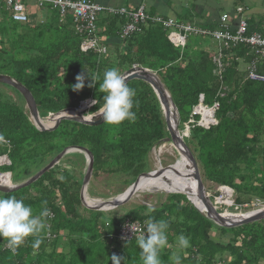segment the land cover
Listing matches in <instances>:
<instances>
[{
    "label": "trees",
    "instance_id": "obj_1",
    "mask_svg": "<svg viewBox=\"0 0 264 264\" xmlns=\"http://www.w3.org/2000/svg\"><path fill=\"white\" fill-rule=\"evenodd\" d=\"M36 9L41 21L28 17L20 23L12 21L0 3V74L29 90L41 117L76 108L89 98L97 100V104H90L82 112L97 115L104 96L99 84L106 70L115 67L123 74L133 67L147 69L174 105L177 130L189 131L182 140L202 180L231 188L234 207L249 208L252 202L264 205V83L248 76L251 63L256 72L264 74V58L254 55L247 45L225 47V39L216 40L209 34L229 32L236 24L231 27L226 18L211 28L193 26L197 32L181 30L183 43L173 44L167 38V30L151 19L140 21L134 34L121 38L125 22L120 14L99 10L89 35L76 32L68 9L61 13L59 7L47 1ZM3 17L8 22H1ZM179 18H183L175 20L179 25H193L187 14ZM243 18L244 36L264 38L261 21L251 24L255 20ZM185 34L210 35V39L203 46H196L186 40ZM87 39L94 45L82 50L81 44ZM110 47L114 49L109 51ZM80 74L85 76V86L77 91L73 85ZM93 75L100 80L88 87ZM126 83L136 91L132 109L136 112L135 122L125 120L114 126L104 120L92 125L62 120L54 129L39 132L28 120L23 97L0 82V133L10 146L8 152L0 142V154L7 153L11 163L0 166V172H10L12 182L20 183L12 174L17 161L34 168L40 155L51 158L63 148L78 146L92 154V180L103 173L114 176L118 187L131 185L140 174L149 172L152 149L163 144L169 134L150 84L140 78ZM199 96L206 107L217 104L216 122L207 128L188 122ZM198 118L195 116V120ZM64 159L70 168L60 165L54 168L59 170L51 171L52 167L47 171L50 175L43 173L28 186L38 187L35 199L10 192L31 205L34 215L38 216L45 207L50 215L45 218L47 228L40 234L38 246L37 237L29 236L13 254L7 241L0 237V264H112L113 254L126 257V264H142L137 239L123 241L117 235L123 224L135 221L140 222L145 233L150 218L164 219L170 225L169 246L160 254L162 264H174V255L181 257V264H264V218L232 228L216 225L186 199L180 179L185 175L177 166L175 171L180 175L165 178L163 190L174 194L158 206L152 205L154 212L149 213L146 205H136L119 215L100 218L101 211L87 209L79 200L86 166L83 153H70ZM53 173H59L61 178ZM153 177H140L138 187L149 185ZM203 185L210 193V186ZM25 188L16 191L21 193ZM216 194L217 191L210 194V199ZM107 207L110 208L103 209ZM180 234L190 238V247L179 248Z\"/></svg>",
    "mask_w": 264,
    "mask_h": 264
},
{
    "label": "clouds",
    "instance_id": "obj_2",
    "mask_svg": "<svg viewBox=\"0 0 264 264\" xmlns=\"http://www.w3.org/2000/svg\"><path fill=\"white\" fill-rule=\"evenodd\" d=\"M89 1L98 5L99 7H101L100 8L101 11L103 10L106 12H112L111 11L112 9L104 7V6L100 5L99 3L94 2L93 0H89ZM138 7H142V5H139ZM138 7H136V8H138ZM136 8H130V9L126 8L125 9L124 7H121L120 9H125L126 11H135ZM238 8H241V7H238ZM143 11H144V8H143ZM241 11H242V9H241ZM98 12L99 11H97L96 13H98ZM96 13H95V15H96ZM144 13L147 16V18L145 20L151 19L153 24H158L162 28H164L162 26V23H161L162 21L173 20L174 22H176L175 19H166V18L153 17V16L150 17L145 11H144ZM120 16L122 17V21L125 22L124 26L127 23L131 22L127 16H125V15H120ZM154 18L160 19V22L153 21ZM95 20H96V18H95ZM72 22H73V20H72ZM139 23H140V21H139ZM139 23H137V24H139ZM73 24H74V22H73ZM186 25L193 28V25H190V24H186ZM74 26H75V24H74ZM196 28H198V27H196ZM164 29L167 30V38H168L170 32L172 31V28L168 27V28H164ZM134 30L132 32H130L129 34H134ZM176 33L179 34L181 37H183L179 32H176ZM259 37H261V36H259ZM183 39H184V37H183ZM171 43H173V42H171ZM247 46L250 47V49L254 55H256L259 58H263V57H260L259 55L255 54L254 49L251 48V46H249L248 44H247ZM251 64H253V63H251ZM251 64H249L250 66L248 68V76H249V69L251 67L253 68L254 72H256L254 65H251ZM133 68H137V67H133ZM256 73H258V72H256ZM258 74H260V73H258ZM261 75H264V74H261ZM90 77H91V82L88 84V87H93L95 85V83L98 80H100V77L96 76V75H93ZM76 80H77V83L75 85H73V89L77 90V91L83 89L85 86V76L83 74H80L76 77ZM99 89L102 93H104V96H103V104L98 109L97 114L102 115L104 121H106L109 125H114V126L120 125L125 120H128L129 122H135V120L137 118L136 112L133 111L132 109L134 108V97L136 96V91H135V89L131 88L126 83V78L121 74V72L117 68L113 67V68H110L104 72L102 83L99 84ZM202 100H203V98H202ZM24 103H25L24 106H25V109L27 110L28 120H29L30 124L35 129H37L39 132L40 131H50V130L54 129L62 120H67V119H61L58 122V124H56V117L59 115L66 117L68 115H65V113H68V112L69 113L73 112L74 114H72V116H74V117L81 116V117L86 118L87 120H93V118L96 116L95 115L91 119L82 112L84 109L88 108L90 106V104H94V105L97 104V100L92 101L90 98L86 99L84 101H81V103H79L80 106H78L76 108L67 109L69 111L61 110V111L53 113V114H48L46 117H41L39 115L38 110L36 108V104H35L36 114H37L36 119H33L31 117L30 109L28 108L25 100H24ZM198 106L202 107V109L204 108L203 110L206 112H208L209 109L217 108L216 103L213 106L206 107L202 104V101L199 102V100H198V104L196 105V107H198ZM75 110H76V112H75ZM171 110H173L175 113V127H176V131H177L179 137L182 139L183 136H188L189 131L187 128L185 130H183L184 131L183 133H182V131L179 132L177 130L176 112H175L174 108H171ZM192 112H193V110H192ZM214 112H215V110L212 112V116L215 120ZM195 116L200 117L199 114H192V113L190 114L189 120H192V123H198L199 118L195 120ZM215 122H216V120H215ZM49 126H51V127H49ZM0 142L2 143L3 146H5L6 150L9 152V150H10L9 149L10 148L9 143L7 140L4 139V136L2 133H0ZM168 142L170 143V145H173L172 142H170V141H168ZM168 142H163V143H168ZM161 146H162V144L159 147H161ZM159 147L155 148V149H159ZM78 148H79L78 146H70V147L63 148L62 150H65L64 155L53 166H55L58 162H60V160L67 154L75 153V152L82 153L79 151ZM59 153H57V154H59ZM0 158H3V160H4V162H2L0 164V166H9L11 164L10 160L7 156V153L0 154ZM168 166H170V165H168ZM168 166H166V167H168ZM63 168L66 169V168H70V167L69 166L68 167L63 166ZM163 168H165V167H163ZM85 169H86V166L83 169L84 173H85ZM13 184L14 183L11 180V173L10 172H0V187L13 188L14 186L17 185L16 184V185L12 186ZM88 184H87V186H88ZM204 188H205V186H204ZM223 189L229 190V193H228V195H230L229 198H227L228 195L226 196V199L219 198V196H224L222 193ZM86 191H87V188L85 190V195L88 198H90L87 195ZM148 191H150V190H148ZM196 191H197V189H196ZM216 191H217V196H213V198L211 200L210 199V193H208L206 190V192L208 194V198H209L211 204L213 205V207L215 208V210L219 214L223 215V213H225L228 210L227 207H229V206L234 207V198H233V193H232L233 191L231 188H229L227 186H222V185L217 186ZM125 192H126V190H125ZM175 193L185 195L184 193H181V192H175ZM165 194L166 195L174 194V192H169V193H165ZM117 196H115L114 198H111V199H107V200H113ZM197 198H198V196H197ZM130 199H131V197H130ZM186 199L199 213L205 214V216L208 217L206 215L205 211L202 209V207H199L196 204H194L192 201H190V199L187 196H186ZM216 199H217V202H214ZM104 201H106V200H104ZM230 201H231V204L229 206H227L228 205L227 203H229ZM217 203L223 205L226 208V211L219 212L216 208ZM90 205H95V204H90ZM119 206H117V207H119ZM146 206H148L147 211L149 213H152L155 211V208L152 205L147 204ZM250 206L251 207L246 208V209H243V208L240 209V207H234L235 210H233L232 213L228 210L229 212L228 211L227 212L232 215L229 219L238 220L240 217L246 218V217H249L253 214H256V212L264 211V205L257 206L255 204V202H252L250 204ZM114 208H116V207H114ZM111 209H113V207H110L109 209H102L99 211H108ZM241 210H243V211H241ZM49 215H50L49 209H47L46 207L37 216V215H34V210H33L32 206L25 204L22 199H17L16 196H10V197L0 196V237H2L3 239H5L7 241V245L13 254H15L16 250L24 243L26 238H28L29 236L37 237L35 243H36V246H38L41 243V239L39 238L40 234L47 228L45 218L49 217ZM211 221L213 223H215L213 220H211ZM135 222L140 224V222H137V221H135ZM216 225H218V224H216ZM169 226H170L169 222L164 220V219L156 220V219L150 218L146 222V232L141 233L137 238L133 237V238L137 239L138 247L141 249L140 260L142 261V264H162L160 254L164 248L169 246V241H168V237H167V231L169 229ZM219 226H221V225H219ZM141 227H142V225H141ZM131 229L134 231V228L132 227V225H131ZM142 232H143V229H142ZM117 236L119 239H121L119 237V233ZM111 238H112V236L111 237L109 236V239H111ZM121 240H123V239H121ZM123 241H129V240H123ZM177 242H178L180 249H186V248L191 246L190 245V238L185 236L184 234H180L177 237ZM110 259L112 261V264H121L122 261H124V264H126V257H124V256H118L116 254H113L110 257ZM172 260L174 261V264H181V257L179 255H174L172 257Z\"/></svg>",
    "mask_w": 264,
    "mask_h": 264
},
{
    "label": "built area",
    "instance_id": "obj_3",
    "mask_svg": "<svg viewBox=\"0 0 264 264\" xmlns=\"http://www.w3.org/2000/svg\"><path fill=\"white\" fill-rule=\"evenodd\" d=\"M25 0H0L5 8L9 12V16L12 21L14 22H26L28 20V14L23 4ZM34 3L39 5L41 2L47 1L53 5V7H59V11L62 13L64 10H70L73 15V22L75 24L76 32H86L90 35L93 32V22L95 21L96 15L95 13L100 10L101 7L98 5L90 2L89 0H32ZM115 14L125 15L129 18L131 22L127 23L120 34V37H124L132 32L136 24L139 21H143L147 18L145 15L143 8L138 7L135 11H126L125 9H120L118 11L111 10ZM238 13L241 12V8H237L236 10ZM226 16L222 15L220 17V22H225ZM153 21L160 22V19L154 18ZM162 26L164 28H172L168 38L174 44H182L184 39L176 32L181 30L186 32H197L196 29L193 30L192 27L188 25H179L178 23L174 22L173 20L162 21ZM236 28L233 30L224 31H211L209 34L212 35L213 39H225L224 46H237L240 44L249 45L251 48L254 49V53L259 55L260 57L264 58V38L259 37L258 35H252L250 37L244 36L245 32V20L243 17H239L236 22ZM230 42V43H228ZM94 45V41L92 40H85L81 44V49L86 50L89 47ZM249 78L255 81L263 82L264 83V75L258 74L254 72L253 68L249 69ZM202 101V96H199V102ZM89 106V105H88ZM204 109V108H203ZM202 107H195L193 109L192 114H199L198 125L207 128L209 125L215 124V120L212 116V112L214 109H209L207 114H203L204 110ZM189 123H192V120H188ZM4 162L3 158H0V164ZM230 195L227 196L229 198ZM219 198L226 199V196H219ZM217 202V199L215 200ZM229 206L231 201L227 203ZM131 225L134 228V231L131 229ZM142 232V227L139 223L132 222V223H125L121 226L119 231V237L123 240H130L133 237H138Z\"/></svg>",
    "mask_w": 264,
    "mask_h": 264
},
{
    "label": "water",
    "instance_id": "obj_4",
    "mask_svg": "<svg viewBox=\"0 0 264 264\" xmlns=\"http://www.w3.org/2000/svg\"><path fill=\"white\" fill-rule=\"evenodd\" d=\"M122 75L126 78V82L131 78H140V79L146 80L152 87L155 94L157 95V98L162 108V114H163V118L166 124V129L169 134V137L164 139L163 142H168V141L172 142L173 145L178 146L181 149V151H183L186 154L187 159L194 170L193 176H194L195 183H196L197 196L199 198L200 204L202 205V209L205 211L206 215L211 220H213L216 224L225 226V227H237L239 225L250 223V222L257 221V220L264 218V211L256 212V214H253L249 217H246V218L240 217L238 220H235V219L226 218L215 210L202 184V181H201V178L198 172L197 164L193 156L191 155L190 151L185 146L182 139L179 137L176 131V127H174L175 123H173V121L170 119L169 113L171 112L170 111L171 108H174V105L172 104L169 98V95L165 92L159 80L155 78L151 73H149L146 69H143V68H131L127 70L126 72H124ZM0 82L11 86L19 94H21L28 108L30 109L31 117L33 119H36L37 114H36L35 103L33 101V98L30 92L21 83L14 81L13 79H11L10 77L6 75L0 74ZM60 116L61 115L56 117V124H58V122L61 119H67V120L79 122L82 124H88V125L98 124L103 121L102 115H98V114L93 118V120H87L86 118L81 117V116H77V117H74V116H66V117L61 116L60 117ZM78 149L80 152L84 154L85 163H86V169H85V173L82 178V183H81L80 192H79V200L82 206L90 210L99 211V210H102L105 205H108L109 207H113V208L119 206L121 203L129 200L130 197L134 194V192L138 190V182H139L140 177L154 176V175H157V173L159 172V170H155V171H149V172L140 174L134 180V182L126 189V192L123 198L120 200H117V199L106 200V201H102L99 204L90 205L85 201L84 195H85V190L87 188V183L90 180L91 175H92L93 157L88 149L84 147H79ZM64 153H65V150H62L50 162H48L47 165H45L42 169H40L35 175L29 178L26 182L17 184L13 188L0 187V192L10 193V192L19 190L21 188H24L30 185L31 183L36 181L43 173L51 169L53 165L64 155Z\"/></svg>",
    "mask_w": 264,
    "mask_h": 264
},
{
    "label": "rangeland",
    "instance_id": "obj_5",
    "mask_svg": "<svg viewBox=\"0 0 264 264\" xmlns=\"http://www.w3.org/2000/svg\"><path fill=\"white\" fill-rule=\"evenodd\" d=\"M33 3L34 2L32 0L23 1V4H24V6H26L27 11H28V8L31 5H33ZM32 7H34V9L36 8L35 5H33ZM107 8L118 11V10H120L121 6L120 7H107ZM38 13H40V12H38ZM38 13L36 12V18H37L36 20L40 19V15L38 16ZM43 14H45V11ZM52 14L55 16V12ZM1 22H8V21L3 17ZM198 24L199 23L195 22V23H193V26L198 27ZM7 26H9V25L7 24ZM185 37H186V40L191 41L196 46H203L205 44V42L207 43L210 39V35L196 36V35H192V34H185ZM113 49L114 48L110 47L109 51H112ZM3 88H4L3 90H7L6 87H3ZM24 105H25V103H24ZM87 116L92 119V117H94L95 115H87ZM49 127H51V126H49ZM183 132L184 131H182V133ZM161 147L163 149L161 153L158 152V149H152V151L150 153V158H149V160H150V168H149L150 170L149 171L157 170L158 169L157 166L160 164L159 166H161L162 168L165 167L164 168V172L166 174L165 178H171V177L173 178V176H174L173 174H177V175L179 174L178 172L175 171V167L177 166L179 169L178 171L181 170L182 174H184L186 176L187 175L186 163L181 160L180 155H179V153H177L175 148L170 147L169 142L163 143ZM53 158H54V156L51 158L50 157L47 158L45 156L40 155L34 164V168L31 167L30 165H27V164H24V166H22L20 164V161H17V163L13 167L14 173H12V174H13V176L15 175L16 178L19 179L18 182H20V183L13 181L14 184L12 186L16 185V183L21 184V183L26 182L29 178H31L33 175H35L40 169H42L45 165H47V163L50 162ZM64 158H65V156L60 160V162H58L55 166H53L51 171L54 170V168L56 166H60V164L68 167L69 165H67ZM168 165H170V166H168ZM166 166H168V167H166ZM36 168H38V169L35 170ZM59 169L60 168H57L54 171L59 170ZM198 172H199V168H198ZM47 173H48L47 175H50L49 172H47ZM53 174H55V173H53ZM55 177L61 178V175L59 173H56ZM200 178H201V176H200ZM153 179L154 180L156 179V175H154ZM201 181H202V183H205L206 186L209 185L210 186V194H214V192L217 190V187L215 185H212L208 181H203L202 178H201ZM152 182H154V181L150 180V183H152ZM88 183H87L88 186H87L86 192H87V195L90 197V200L97 199V200H100V202L107 200V199L114 198L115 196L119 195L120 193H122L123 191H125L128 188V186H123V185L118 187L117 184H119V183L118 182L116 183V181L114 180V176H108V175L103 174V173H100L99 177L96 178L95 180H92V175H91V178L88 181ZM158 183H160V182H158ZM28 186H26V188L24 187L25 189L23 191H21V193H19L18 191H15L16 194H23L25 196H28V197H26L28 200L35 199V196L37 194H39V192L35 191V189L38 187L34 184H32L31 187H29V188H28ZM90 186H91V188H90ZM88 191L92 194L89 195ZM165 193H167V192H163V191H159V190L148 191V190H139L138 189L131 196L130 200H127V201L120 204V206H122V207L119 206V207L113 208V209L108 210V211H101L102 215L100 218L112 216V215L109 216V214L119 215L120 211H122L121 213H123V210L129 209V208L136 206V205H147V204H149V205L158 206L159 202L164 201L165 197L168 196ZM106 194H108V197H106ZM0 196L10 197V196H12V193H7L5 195L0 194ZM214 196H217V194ZM216 208L219 212L226 211V208L223 205L218 204V203L216 204ZM246 208L247 207H244V209H246ZM107 209H109V208L107 207ZM227 209L231 213L233 212V210H235L234 207H232V206L227 207ZM241 211H243V210H241ZM230 228H232V227H230Z\"/></svg>",
    "mask_w": 264,
    "mask_h": 264
},
{
    "label": "crops",
    "instance_id": "obj_6",
    "mask_svg": "<svg viewBox=\"0 0 264 264\" xmlns=\"http://www.w3.org/2000/svg\"><path fill=\"white\" fill-rule=\"evenodd\" d=\"M94 0L105 7H124L125 9L136 8L142 5L144 11L150 17H160L166 19H183L179 16L187 17L192 23H199V27H214L220 22V17L225 15L227 22L234 27L239 17L250 18L255 21H261L264 24V0ZM36 3H33V5ZM3 5V4H2ZM31 5L27 14L31 20H36L38 10ZM242 7V14L237 13V8ZM32 9V10H31ZM39 21L42 20L41 14ZM198 16V17H197Z\"/></svg>",
    "mask_w": 264,
    "mask_h": 264
},
{
    "label": "bare ground",
    "instance_id": "obj_7",
    "mask_svg": "<svg viewBox=\"0 0 264 264\" xmlns=\"http://www.w3.org/2000/svg\"><path fill=\"white\" fill-rule=\"evenodd\" d=\"M207 113L208 112H206V111L203 112V114H207ZM72 114H74V113L73 112L72 113H65V115H68V116H72ZM169 116H170V119L173 121V123H175V113H174L173 110H171V112L169 113ZM174 127H175V125H174ZM170 146L175 148L177 153H179L181 160L186 163L187 175L184 176L183 178L181 176L180 179H181V183L185 186V192H186L187 197L194 204H196L199 207H202L201 204H200L199 199L197 198L196 183H195V179H194V176H193L194 170H193L191 164L189 163L186 154L183 151H181V149L178 146H175V145H170ZM162 150H163L162 147H159L158 152L161 153ZM159 165L157 166V168L160 171L157 173L156 179L154 180V182L150 183L149 185H147L145 187H138L139 190H154V191H156V190L163 191L164 190V187H165V172L163 171V168L161 166H159ZM180 173H182L181 170H180ZM158 182H160V183H158ZM222 193H223L224 196H227L228 193H229V190L223 189ZM124 194H125V192L121 193L115 199H117V200L122 199ZM85 200H86V202L88 204H99V203H101L100 200H97V199L90 200V198H88L86 195H85ZM105 206H108V205H105ZM223 215L226 218H230L232 216L228 212L223 213Z\"/></svg>",
    "mask_w": 264,
    "mask_h": 264
}]
</instances>
